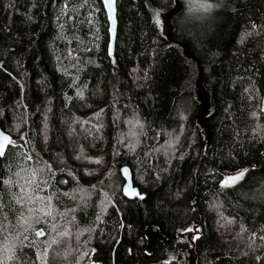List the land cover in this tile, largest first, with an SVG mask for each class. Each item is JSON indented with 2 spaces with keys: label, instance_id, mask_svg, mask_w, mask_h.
<instances>
[{
  "label": "trees",
  "instance_id": "trees-1",
  "mask_svg": "<svg viewBox=\"0 0 264 264\" xmlns=\"http://www.w3.org/2000/svg\"><path fill=\"white\" fill-rule=\"evenodd\" d=\"M202 2L117 0L109 56L100 0H0V264H264V0Z\"/></svg>",
  "mask_w": 264,
  "mask_h": 264
},
{
  "label": "water",
  "instance_id": "water-1",
  "mask_svg": "<svg viewBox=\"0 0 264 264\" xmlns=\"http://www.w3.org/2000/svg\"><path fill=\"white\" fill-rule=\"evenodd\" d=\"M102 8L106 14V20L108 23L107 32H108V43H107V54L109 56H112L114 53L115 48V37H116V30H117V18H116V2L117 0H114V17H115V32L113 33L111 31L112 29V23L109 20V12L105 5L104 0H100ZM3 136H8L9 140L4 141ZM10 141V135L2 130L0 127V144L4 145V152L5 153L9 142ZM1 156V155H0ZM125 169L127 172L125 173ZM120 174L123 179V184L121 186V193L122 195L127 199H134V198H140L143 199L145 196L143 193H140L137 186L134 185L133 179H132V173L130 168L127 165H123L120 167ZM130 186L131 191H129L126 194V189H128ZM144 237L146 239V251L150 252L152 250V246L154 241H163L165 237L160 234L158 228L156 226H148L144 229Z\"/></svg>",
  "mask_w": 264,
  "mask_h": 264
},
{
  "label": "snow or ice",
  "instance_id": "snow-or-ice-1",
  "mask_svg": "<svg viewBox=\"0 0 264 264\" xmlns=\"http://www.w3.org/2000/svg\"><path fill=\"white\" fill-rule=\"evenodd\" d=\"M104 2H105V5H106V7L108 9V12H109V20L112 23L111 31L114 33L115 32L114 0H104ZM200 7L203 8L205 11H209V10H211L213 8V5L211 3H207L206 0H204V2H202L200 4ZM155 16H156V23L160 24L159 12H156ZM130 123H131V121H130ZM3 140L4 141H8L9 140L8 136H3ZM3 152H4V145L0 144V155H3ZM96 163H99V161H96ZM126 172H127V170L125 169V173ZM245 174H246V171H241L237 175H234V176H231V177H226L224 179V181L222 182L221 186L222 187L234 186L241 179H243ZM30 183H35V180L33 179L32 181H30ZM36 186H37V188L39 187V185H36ZM129 191H131L130 186H129L128 189H126V194ZM25 194H27V189H25ZM36 199H41V198L37 197ZM40 211H42L44 215H51V198H48V209L47 210L41 209ZM185 231L192 232V231H198V230L197 229H193V228H187V229H185ZM36 235H37V237H40V236H43L44 233L42 231H37ZM198 238L199 237H193V239H198ZM261 239H264V237H261ZM47 254H48L47 253V249H45V251L43 253V256L47 257ZM9 258H11V257H9Z\"/></svg>",
  "mask_w": 264,
  "mask_h": 264
},
{
  "label": "rangeland",
  "instance_id": "rangeland-1",
  "mask_svg": "<svg viewBox=\"0 0 264 264\" xmlns=\"http://www.w3.org/2000/svg\"><path fill=\"white\" fill-rule=\"evenodd\" d=\"M106 27H107V21H106ZM241 171H243V170H238V171H235V172H222L221 173L222 174L221 182H223L226 177H231V176L237 175Z\"/></svg>",
  "mask_w": 264,
  "mask_h": 264
},
{
  "label": "bare ground",
  "instance_id": "bare-ground-1",
  "mask_svg": "<svg viewBox=\"0 0 264 264\" xmlns=\"http://www.w3.org/2000/svg\"><path fill=\"white\" fill-rule=\"evenodd\" d=\"M116 13H117V2H116ZM104 14H105V12H104ZM105 18H106V14H105ZM107 27H108V23H107Z\"/></svg>",
  "mask_w": 264,
  "mask_h": 264
}]
</instances>
